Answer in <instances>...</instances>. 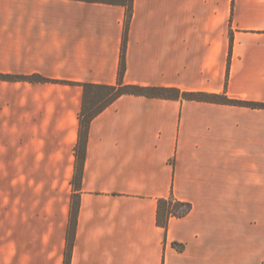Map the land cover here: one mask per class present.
Returning a JSON list of instances; mask_svg holds the SVG:
<instances>
[{"label":"crops","instance_id":"crops-1","mask_svg":"<svg viewBox=\"0 0 264 264\" xmlns=\"http://www.w3.org/2000/svg\"><path fill=\"white\" fill-rule=\"evenodd\" d=\"M264 105V0H0V264H65L84 84ZM191 205L158 224L161 200ZM70 264H264V108L124 95L91 122Z\"/></svg>","mask_w":264,"mask_h":264},{"label":"trees","instance_id":"trees-1","mask_svg":"<svg viewBox=\"0 0 264 264\" xmlns=\"http://www.w3.org/2000/svg\"><path fill=\"white\" fill-rule=\"evenodd\" d=\"M89 2H103L114 5H122L127 7V19L132 15L134 0H81ZM125 44L122 54V62L120 66V80L115 86H96L84 84V103L80 113V133L79 141L75 148L76 154V172L73 180L74 195L72 199L71 219L68 233V246L66 252L65 264H70L72 249L76 234L77 217L80 208L79 191L81 188L82 175L85 164L86 147L88 142V133L91 122L102 111L108 108L112 103L124 95L146 96V97H161L174 98L180 97L187 100H200L213 103H222L229 105H246L253 108H264V105L257 103H245L230 99L226 94H207V93H187L181 92L178 89L157 88V87H142L125 84L123 74L125 70L124 62ZM0 79L9 80H25L31 82H48L49 80L39 75L28 77L23 76H4L0 75ZM191 210V205L188 203L177 201L173 198L169 200H161L158 211V224L167 227L170 217H182L188 214Z\"/></svg>","mask_w":264,"mask_h":264}]
</instances>
